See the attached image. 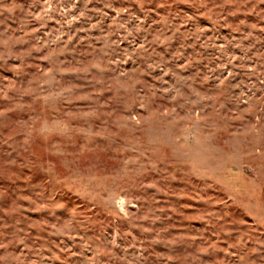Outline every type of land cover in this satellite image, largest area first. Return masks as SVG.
<instances>
[{
  "label": "rangeland",
  "instance_id": "1",
  "mask_svg": "<svg viewBox=\"0 0 264 264\" xmlns=\"http://www.w3.org/2000/svg\"><path fill=\"white\" fill-rule=\"evenodd\" d=\"M0 264H264V0H0Z\"/></svg>",
  "mask_w": 264,
  "mask_h": 264
}]
</instances>
